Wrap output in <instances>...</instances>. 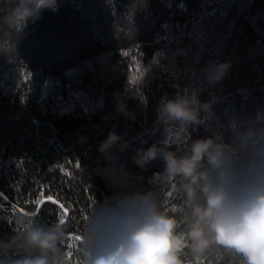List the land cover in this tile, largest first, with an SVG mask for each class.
I'll return each instance as SVG.
<instances>
[{
    "label": "trees",
    "instance_id": "16d2710c",
    "mask_svg": "<svg viewBox=\"0 0 264 264\" xmlns=\"http://www.w3.org/2000/svg\"><path fill=\"white\" fill-rule=\"evenodd\" d=\"M15 2L0 0V16ZM224 61L231 64L224 78L206 87L201 69ZM193 72L210 110L191 138L217 134L228 142L234 128L264 115V0H56L22 33L0 25V238L18 230L17 213L51 223L64 208L68 232L78 235L95 200L112 195L95 171L110 131L127 144L113 153L118 163L146 186L158 183L162 162L139 169L134 157L163 141L157 110ZM116 93L126 115L114 112ZM161 187L181 238L180 200L173 185ZM72 243L65 251L82 264ZM183 260L243 264L222 249L197 257L186 246Z\"/></svg>",
    "mask_w": 264,
    "mask_h": 264
},
{
    "label": "clouds",
    "instance_id": "9594fccd",
    "mask_svg": "<svg viewBox=\"0 0 264 264\" xmlns=\"http://www.w3.org/2000/svg\"><path fill=\"white\" fill-rule=\"evenodd\" d=\"M56 0H16L0 16V25L22 33ZM229 61L209 62L201 74L211 88L226 75ZM193 79L178 89L157 110L156 123L165 126V138L139 149L134 163L144 169L162 162L158 183L146 186L141 178L118 163L115 152L127 144L109 132L97 148L104 159L96 174L113 190L93 204L78 235L68 232L63 214L45 223L17 213L18 230L0 238V264H72L65 246L79 245L82 264H184V248L193 256L225 250L243 264H264V115L233 129L228 142L221 135L191 138L190 128L205 122L202 112L210 104L199 100L200 88ZM114 112L127 114L124 96L114 94ZM159 185V186H158ZM174 186L180 200L183 236L179 221L162 204L161 186ZM182 240L184 243L182 244Z\"/></svg>",
    "mask_w": 264,
    "mask_h": 264
},
{
    "label": "snow or ice",
    "instance_id": "6c2138e0",
    "mask_svg": "<svg viewBox=\"0 0 264 264\" xmlns=\"http://www.w3.org/2000/svg\"><path fill=\"white\" fill-rule=\"evenodd\" d=\"M47 200H49V201H51V202H53V203H56V201L53 200V198H52L51 196L47 197ZM44 203H45V200H43V199H41V200L38 202V209H37L38 211H39V205H43ZM60 207H61V208H64L63 205H60ZM67 215H68V211H67L66 208H64L63 217H67ZM72 239H79V237H78V236H76V237H72V236H70V240H72ZM68 247L71 248L72 245L69 244ZM68 254H69V256L72 255L71 252H69Z\"/></svg>",
    "mask_w": 264,
    "mask_h": 264
}]
</instances>
